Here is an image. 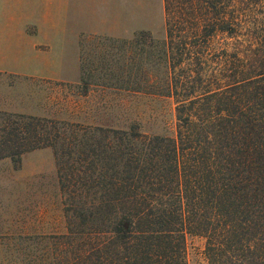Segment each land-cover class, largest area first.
Instances as JSON below:
<instances>
[{"label":"trees","instance_id":"trees-1","mask_svg":"<svg viewBox=\"0 0 264 264\" xmlns=\"http://www.w3.org/2000/svg\"><path fill=\"white\" fill-rule=\"evenodd\" d=\"M163 4V42H118L163 66L135 91L175 100V136L0 111V160L53 150L69 230L57 264H188L187 235L209 264H264V0Z\"/></svg>","mask_w":264,"mask_h":264},{"label":"rangeland","instance_id":"rangeland-1","mask_svg":"<svg viewBox=\"0 0 264 264\" xmlns=\"http://www.w3.org/2000/svg\"><path fill=\"white\" fill-rule=\"evenodd\" d=\"M121 1L125 4L127 0ZM129 2L134 14L139 18L146 16L131 37L84 39L81 67L89 81H35L31 90H21L33 96L43 115L39 118L122 131L135 127L149 136H175V100L162 95L161 88L148 89L144 82L146 90L135 91L136 83L147 76L161 83L163 66L139 63V57L143 62L147 60L148 47L118 42L131 41L143 32L149 33L155 43L163 42L166 39L163 0ZM135 19L134 16L133 22ZM140 40L148 44L145 37ZM140 48L145 50L144 55ZM139 65H143V71L138 70ZM38 155H26V166L23 167L24 158L19 168L11 159L0 160V264H57L61 252L66 250L58 239L69 230L56 161L47 153ZM206 244L202 236H186L188 264H209Z\"/></svg>","mask_w":264,"mask_h":264},{"label":"crops","instance_id":"crops-1","mask_svg":"<svg viewBox=\"0 0 264 264\" xmlns=\"http://www.w3.org/2000/svg\"><path fill=\"white\" fill-rule=\"evenodd\" d=\"M145 17L131 11L129 0H0V111L43 116L21 90L35 81L82 80L84 39L129 38ZM51 151L24 154L23 167L26 155L52 159Z\"/></svg>","mask_w":264,"mask_h":264}]
</instances>
